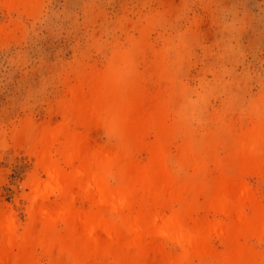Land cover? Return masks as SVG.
Listing matches in <instances>:
<instances>
[{
	"label": "bare ground",
	"instance_id": "obj_1",
	"mask_svg": "<svg viewBox=\"0 0 264 264\" xmlns=\"http://www.w3.org/2000/svg\"><path fill=\"white\" fill-rule=\"evenodd\" d=\"M36 1L7 0L27 11ZM139 32L104 69L76 73L64 122L22 126L36 168L25 224L0 208V264H259L252 241L264 242V102H252L241 123L211 114L196 129L174 64L148 58L146 29ZM97 126L116 143L93 141Z\"/></svg>",
	"mask_w": 264,
	"mask_h": 264
},
{
	"label": "rangeland",
	"instance_id": "obj_2",
	"mask_svg": "<svg viewBox=\"0 0 264 264\" xmlns=\"http://www.w3.org/2000/svg\"><path fill=\"white\" fill-rule=\"evenodd\" d=\"M34 5L27 11L0 0V208L13 211L20 225L27 219L25 195L36 168L22 126L64 122L62 102L77 85L76 73L104 69L114 52L139 39L140 28L146 29L148 58L174 64L177 82L197 109L191 119L196 129H205L211 114L241 123L252 102H264V0H37ZM146 86L158 91L164 85ZM89 135L99 144L116 143L102 126ZM167 150L175 155L178 147L172 143ZM248 181L262 194L261 178ZM55 199L50 194L49 200ZM212 243L222 248L217 239ZM252 243L264 264V242Z\"/></svg>",
	"mask_w": 264,
	"mask_h": 264
}]
</instances>
